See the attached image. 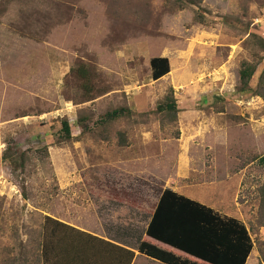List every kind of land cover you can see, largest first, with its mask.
<instances>
[{
	"label": "rangeland",
	"instance_id": "374dc122",
	"mask_svg": "<svg viewBox=\"0 0 264 264\" xmlns=\"http://www.w3.org/2000/svg\"><path fill=\"white\" fill-rule=\"evenodd\" d=\"M155 57L170 63L160 81L151 79ZM244 63L256 69V89L264 0H0V264H64L77 246L94 253V244L53 228L48 217L89 233L96 213L114 232L132 218L124 244L137 252L186 145L181 131L213 124L224 132H203L199 153L214 166L237 158L229 163L235 174L243 170L237 207L227 214L250 232L246 264H264V100L241 91ZM168 100L175 113L162 110ZM121 108L130 114L104 120ZM224 134L235 144L222 145ZM219 175L226 182V172ZM135 264L156 263L141 256Z\"/></svg>",
	"mask_w": 264,
	"mask_h": 264
},
{
	"label": "trees",
	"instance_id": "16d2710c",
	"mask_svg": "<svg viewBox=\"0 0 264 264\" xmlns=\"http://www.w3.org/2000/svg\"><path fill=\"white\" fill-rule=\"evenodd\" d=\"M176 1L178 4L184 2L198 4V0ZM149 64L152 81H160L170 73L168 58L155 57L150 60ZM78 73L82 80H89V74L85 69H78ZM255 75L254 67L242 64L239 72L241 91L253 90L255 95L264 100V70L259 77L260 83H257L256 89H252L250 82ZM169 102L162 110L175 113L174 100ZM129 114V110L125 108L116 109L107 113L104 120L111 122ZM62 131L66 140H70V129L66 121L62 122ZM263 161L264 159H262ZM258 192L259 211L261 217L264 218V184ZM47 222L53 228L74 231L54 218L48 217ZM145 234L151 240L164 246L146 239L139 242L137 251L161 264H246L254 248L250 232L241 221L222 216L218 212L171 190H165L162 193ZM100 242L110 248L122 250L128 254L129 259L134 256V253L116 245ZM48 247H51V244L44 247V254ZM127 264H130V260Z\"/></svg>",
	"mask_w": 264,
	"mask_h": 264
},
{
	"label": "crops",
	"instance_id": "0c3cea01",
	"mask_svg": "<svg viewBox=\"0 0 264 264\" xmlns=\"http://www.w3.org/2000/svg\"><path fill=\"white\" fill-rule=\"evenodd\" d=\"M210 121L211 120L202 121V122H203V125H207ZM191 130H194V132L188 131V130L181 131L182 132V144H186V145H183L181 147L180 150L182 152L181 154L179 153L180 156L178 155L179 157H177L178 160L176 163V167L173 171L172 180L171 182H166L160 194V197L165 190H171L172 192L177 193L178 195L184 196L202 205H204L202 203L204 202L205 203L204 206L214 210L215 212H218L222 216H226L229 218H235L241 221L246 226V223L243 222L238 216L227 214L228 211H233L234 207H237L239 187L241 184L238 174H241L243 170L240 171L238 174H235L236 167H234L233 170L230 171V166H229L230 162L232 164L237 163V158L235 156H232V157L228 156V159H227V156L225 155H227L228 152L225 153L224 156H225V160L227 159V161L224 163L225 164L224 167H222L220 164L221 168H223V171H224V173H222L219 163H216V166H214V162L212 158L210 162L207 164V159L204 156H202V154L199 153V150H200L199 147H202L204 144L203 142L205 141V138H201L202 133L205 131H209V132L220 131L221 132L222 130H224V127L213 124L210 126L209 129L206 128V126H203L201 129H199L198 125H196L192 127ZM190 133H192V137H191L192 139L184 140L186 135ZM224 137L225 139L224 140L222 139V145L224 144V146H230L231 144H235L234 142H231L230 139L227 138L228 137L227 134H224ZM239 143L240 142H238L237 144ZM239 145H242V144H239ZM224 149L226 148L224 147ZM213 166L216 168H213ZM225 172H226V178H225L226 182L224 180H221L223 176L220 177L219 175L220 173L224 175ZM230 183L234 184V187H231ZM225 184L228 186V190H225V187H224ZM235 187L237 188V190H235ZM203 189H208V190L212 189V190L211 192H205L202 194L200 190L202 191ZM198 191H199V194H198ZM224 191L232 193V196L229 197L228 200L226 199V197L225 198L223 197ZM221 193L223 195H221ZM202 195H207L209 198L202 200L201 198ZM196 196L200 200L199 199L196 200L195 198ZM160 197L154 206L153 213L160 200ZM125 202L126 201L123 200L119 204L120 209L121 210L123 209L122 211L118 209L122 216L127 214V212L129 211L128 210L127 212H125V209H126L124 208V204H126ZM122 212L123 213L125 212V213L123 214ZM95 216H96V219L99 221V224L94 228V233L92 232L89 233L82 229H79L75 224H70L65 221H59L69 226L71 229H74V231L71 230V232L73 234L80 236L77 238L85 240L89 244H94L95 246L94 251L92 250L90 251L94 253H88V254H82L79 246L71 249L70 254L66 256V262L64 264H127L129 260H130V264H135L141 256L147 258L146 256L139 254L138 251L136 252V250L132 249L131 247H128V245H126L128 243L124 244L126 240L133 235L132 228L133 226H135V224H137V223L132 222V218L129 219V223L124 222L125 226L123 229L117 228V231L119 232H114L115 227L111 225L108 222V220L104 221L102 218L98 216V213H96ZM151 217L146 222L145 231H146L147 226L149 225ZM110 233H113V234H110ZM146 239L149 241L155 242L151 240L150 238H148L144 232L142 240H146ZM100 241L111 243L112 245H116L117 247H120L126 251L132 252L134 253V256L132 257V259L131 258L129 259L128 254L124 253L122 250L118 248H110L104 245V243ZM155 243L157 245L164 246L163 244H160L157 242ZM172 250L179 253L178 251L174 249ZM54 253H55L54 254L55 258H57L59 256V253L55 252V250H54ZM147 259L151 260L149 258ZM151 261L156 264H161L154 260H151Z\"/></svg>",
	"mask_w": 264,
	"mask_h": 264
}]
</instances>
